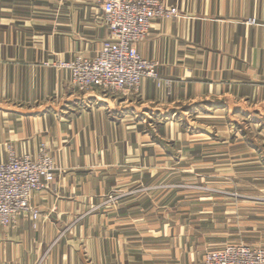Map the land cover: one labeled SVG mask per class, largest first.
I'll use <instances>...</instances> for the list:
<instances>
[{
	"label": "crops",
	"instance_id": "0c3cea01",
	"mask_svg": "<svg viewBox=\"0 0 264 264\" xmlns=\"http://www.w3.org/2000/svg\"><path fill=\"white\" fill-rule=\"evenodd\" d=\"M162 1L180 17L155 20L138 47L158 79L102 94L54 66L108 39L93 0H0V159L9 143L56 164L37 221L0 232V264H204L207 199L149 190L227 171L230 154L261 172L248 188L264 201V0Z\"/></svg>",
	"mask_w": 264,
	"mask_h": 264
},
{
	"label": "built area",
	"instance_id": "2783aa9c",
	"mask_svg": "<svg viewBox=\"0 0 264 264\" xmlns=\"http://www.w3.org/2000/svg\"><path fill=\"white\" fill-rule=\"evenodd\" d=\"M93 1L102 9L108 39L95 58L78 57L54 66L69 70L71 83L79 90L137 94L145 78L158 79L157 63L144 58L139 45L149 36L155 20L176 19L180 12L162 0ZM250 24L256 21L250 20ZM5 150V159H0V232L21 214L37 221L33 195L50 188L56 170L55 160L46 150L36 159L29 154L18 155L9 143ZM204 264H264V249L231 245L207 254Z\"/></svg>",
	"mask_w": 264,
	"mask_h": 264
},
{
	"label": "rangeland",
	"instance_id": "374dc122",
	"mask_svg": "<svg viewBox=\"0 0 264 264\" xmlns=\"http://www.w3.org/2000/svg\"><path fill=\"white\" fill-rule=\"evenodd\" d=\"M228 157L230 163L227 171L219 168L212 172L198 170L194 171L196 173L193 172L192 176L182 177L185 181L181 184L174 183L175 185L165 186L161 183L149 190L151 192L177 189L176 191L189 192L190 195L207 199L197 207L199 211L196 212L201 217L196 223L206 225V231L202 232L197 240L207 248L204 263L207 254L231 245H246L264 249V244H260V241L264 242V219L257 216L264 215L263 211L259 213V208H264V201H259L261 195L253 193L248 188L249 183L258 178L261 172L252 170V166L250 170L246 169L247 166L245 169L237 170L239 167L233 163L236 156L230 154ZM188 178L192 180L188 181ZM195 178H200L202 181L199 179L197 182ZM238 181L240 185H243L242 181H245L246 186L237 187ZM119 197L121 196H109L107 202L117 203ZM33 210L38 211L34 207ZM258 226L262 227L258 228ZM254 228H257V231Z\"/></svg>",
	"mask_w": 264,
	"mask_h": 264
}]
</instances>
